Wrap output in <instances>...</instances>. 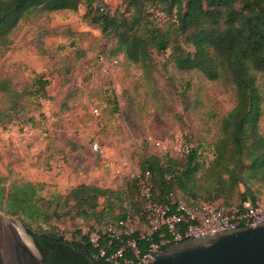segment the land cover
<instances>
[{
    "label": "trees",
    "instance_id": "16d2710c",
    "mask_svg": "<svg viewBox=\"0 0 264 264\" xmlns=\"http://www.w3.org/2000/svg\"><path fill=\"white\" fill-rule=\"evenodd\" d=\"M82 3L89 19L84 17L114 39L113 52L138 63L147 81L153 79L156 69L154 53L169 49L167 59L177 70L196 71L208 80L230 84L234 104L218 119L214 155L205 167L196 147L183 154L163 153V160L154 153L142 160L140 173L127 178L123 186L81 182L48 196L40 192L43 181L6 186L0 177V210L21 221L43 264H109L88 234L95 226L127 214L140 218L129 236L144 250L146 240L138 239V231L147 221L143 201L136 195L138 180L146 170L160 202L168 200L170 191L185 201L201 198L223 205L254 199L264 192V134L258 127L264 102L258 83L259 78L264 80V0H126L124 9L106 4L104 11L93 8L91 0H0V47L10 46L11 34L24 19L76 10ZM156 11L162 15H154ZM170 14L173 18L164 26L166 22L160 19ZM180 35H185L193 50L184 48ZM35 81L38 86L33 91L11 86L7 77L0 78V91L9 102L5 109L24 111L26 105L20 101L24 95L47 98L48 80L38 74ZM3 114L1 109L0 123ZM64 217L79 224L68 231L69 236L53 222ZM118 244L112 238V245Z\"/></svg>",
    "mask_w": 264,
    "mask_h": 264
},
{
    "label": "rangeland",
    "instance_id": "374dc122",
    "mask_svg": "<svg viewBox=\"0 0 264 264\" xmlns=\"http://www.w3.org/2000/svg\"><path fill=\"white\" fill-rule=\"evenodd\" d=\"M109 5L122 10L126 0H110ZM84 15L82 3L76 10L31 16L11 34L10 46L0 47V78L7 77L11 86L34 91L38 74L48 80L47 98H20L24 111L6 110L8 98L0 91L3 183L43 181L40 192L46 196L88 179L120 187L140 173L147 155L159 154L163 160L155 141L177 133L197 148L207 166L214 155L218 119L234 104L233 87L196 71L177 70L167 59L169 49L154 53L156 69L147 81L139 64L113 52L114 39ZM170 15L160 19L164 26L172 20ZM180 42L193 50L185 35H180ZM258 83L264 93V80ZM262 106L258 127L264 134V102ZM94 107L98 113L92 112ZM93 141L100 151L93 149ZM0 213L18 220L25 231L15 216ZM53 222L67 236L79 226L69 217ZM137 226L139 222L132 224Z\"/></svg>",
    "mask_w": 264,
    "mask_h": 264
},
{
    "label": "built area",
    "instance_id": "2783aa9c",
    "mask_svg": "<svg viewBox=\"0 0 264 264\" xmlns=\"http://www.w3.org/2000/svg\"><path fill=\"white\" fill-rule=\"evenodd\" d=\"M106 4H110V0H91V6L99 11H104ZM154 15H162V12L156 11ZM92 112L98 113V108H92ZM155 143L162 148L163 153L169 155L187 153L193 147L180 133L170 139L156 140ZM92 147L101 150L97 141H93ZM136 198L143 201L147 221V227L138 231V239L146 240L144 250L138 246L135 237L129 236L135 230L132 224L140 220L137 215L127 214L106 224L103 229L95 228L88 234L98 254L109 264H150L153 256L171 243L216 230L254 224L264 219V197L247 198L223 205L215 200L201 198L185 201L170 191L167 194L168 200L160 202L153 193L148 170L138 180ZM112 238L119 241V244L113 246Z\"/></svg>",
    "mask_w": 264,
    "mask_h": 264
},
{
    "label": "water",
    "instance_id": "95a60500",
    "mask_svg": "<svg viewBox=\"0 0 264 264\" xmlns=\"http://www.w3.org/2000/svg\"><path fill=\"white\" fill-rule=\"evenodd\" d=\"M0 264H43L19 221L1 213ZM150 264H264V219L171 243Z\"/></svg>",
    "mask_w": 264,
    "mask_h": 264
},
{
    "label": "crops",
    "instance_id": "0c3cea01",
    "mask_svg": "<svg viewBox=\"0 0 264 264\" xmlns=\"http://www.w3.org/2000/svg\"><path fill=\"white\" fill-rule=\"evenodd\" d=\"M67 10H70V9H65V10H58V11H67ZM81 182H84V183H88V184H96V185H100L99 183H97L95 180H82V181H78L76 183H73L72 185H70L68 188H70L71 186L73 185H76L78 183H81ZM100 186H109V187H113V186H110V185H100ZM118 187V186H117ZM114 188H116V186H114ZM67 190V189H66ZM66 190H64L63 192H65ZM99 201L102 202L103 201V197H100L99 198Z\"/></svg>",
    "mask_w": 264,
    "mask_h": 264
},
{
    "label": "bare ground",
    "instance_id": "6f19581e",
    "mask_svg": "<svg viewBox=\"0 0 264 264\" xmlns=\"http://www.w3.org/2000/svg\"><path fill=\"white\" fill-rule=\"evenodd\" d=\"M33 246V245H32ZM34 248V247H33Z\"/></svg>",
    "mask_w": 264,
    "mask_h": 264
}]
</instances>
